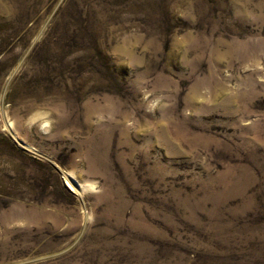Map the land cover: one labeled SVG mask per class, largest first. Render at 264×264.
<instances>
[{"label":"rangeland","instance_id":"1","mask_svg":"<svg viewBox=\"0 0 264 264\" xmlns=\"http://www.w3.org/2000/svg\"><path fill=\"white\" fill-rule=\"evenodd\" d=\"M0 264H264V0H0Z\"/></svg>","mask_w":264,"mask_h":264},{"label":"bare ground","instance_id":"2","mask_svg":"<svg viewBox=\"0 0 264 264\" xmlns=\"http://www.w3.org/2000/svg\"><path fill=\"white\" fill-rule=\"evenodd\" d=\"M68 185L70 186V188L72 189V190H74L75 188L72 186V185H70L69 183H68ZM79 188H83V184L81 185V184H79Z\"/></svg>","mask_w":264,"mask_h":264}]
</instances>
